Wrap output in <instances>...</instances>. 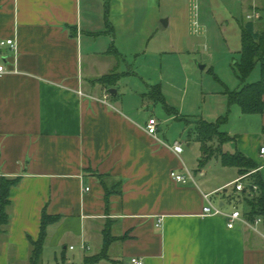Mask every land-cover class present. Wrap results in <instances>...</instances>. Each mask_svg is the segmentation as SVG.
<instances>
[{
	"label": "crops",
	"instance_id": "obj_1",
	"mask_svg": "<svg viewBox=\"0 0 264 264\" xmlns=\"http://www.w3.org/2000/svg\"><path fill=\"white\" fill-rule=\"evenodd\" d=\"M253 2L243 0L244 14L231 15L236 27L249 19ZM197 9V0H0V178H21L11 189L0 264H30L44 213L59 217L47 229L44 264H86L100 253L107 257L94 264H132V257L145 264H264V221L256 231L240 221L230 228L224 215H202L210 194L215 206L247 218L235 181L244 176L246 187L250 176L214 156L203 167L216 160L218 182L177 181L172 171H190L183 143L161 137L162 121L158 138L145 130L156 115L144 109L157 103L167 112L164 122L183 119L157 100L159 84L136 67L192 45ZM251 20L258 27L260 20ZM10 38L16 52L1 44ZM112 73L120 74L116 84L100 81ZM122 77L136 78L138 87L123 92ZM111 88L116 92L106 97ZM235 105L239 121L224 130L232 139L222 149L253 159L264 178V112ZM205 115L198 117L214 121ZM215 193L222 195L214 200Z\"/></svg>",
	"mask_w": 264,
	"mask_h": 264
},
{
	"label": "rangeland",
	"instance_id": "obj_2",
	"mask_svg": "<svg viewBox=\"0 0 264 264\" xmlns=\"http://www.w3.org/2000/svg\"><path fill=\"white\" fill-rule=\"evenodd\" d=\"M242 1L197 0L198 18L205 29L204 35L193 36V44L182 51L174 50L164 56L149 57L148 60L152 59L151 65L144 63L136 67L140 76L150 78L152 84H159L170 103L181 114L183 120L164 122L167 112L161 103L156 104V109L154 106L151 109H144L147 114L154 112L156 118L163 122V129L159 130L161 137L170 141L178 138L183 143L186 153L190 155L188 166L193 177L189 179L191 183H198L197 180L203 178L212 185L218 182L222 175L216 170L218 165L214 159L209 163L210 165L203 167L205 164H201L200 161L203 156L202 144L196 139L195 123L186 124L185 120L196 119L203 114L217 120L221 112L220 107L224 106L221 114H228V121L222 125L221 129L226 131L237 125L239 121L240 108L236 105L229 108L227 103L222 102L218 92L225 91L227 88L236 90L241 86V80L235 70V62L240 60L241 35L240 28L234 25L231 15L241 17L244 14ZM253 3V11L261 12L259 7H262L264 1L254 0ZM258 27H262V22L258 24ZM200 65H205V68L202 69ZM260 78L261 69L258 64L247 81L255 82ZM135 79L122 77L120 82L122 91L131 93L138 87V81ZM143 86L146 85L143 84ZM189 139L193 142L191 146L188 145ZM200 169L207 173L205 177L201 175ZM221 195V193H215L212 198L215 200Z\"/></svg>",
	"mask_w": 264,
	"mask_h": 264
},
{
	"label": "trees",
	"instance_id": "obj_3",
	"mask_svg": "<svg viewBox=\"0 0 264 264\" xmlns=\"http://www.w3.org/2000/svg\"><path fill=\"white\" fill-rule=\"evenodd\" d=\"M264 1V0H263ZM262 12L259 18L262 27H257V23L251 19H244L241 24V49L240 60L235 62L237 76L241 80V86L236 90L226 89L228 95V105L238 104L244 113L264 112V4L259 7ZM260 65L261 78L255 82H248L247 79L257 65ZM120 74L112 73L100 78L105 85L117 83ZM153 93L157 95V100L161 101L166 109L176 113V108L169 105L161 91L160 86L153 88ZM228 121V114L220 116L217 120L209 121L203 117H198L195 121V134L201 142L203 156L201 164H205L214 156H220L224 166L238 167L241 175L250 176V184L243 190L245 201V215L250 221L257 217H262L264 221V178L258 170L259 165L251 158L245 156L240 151H223L224 143L232 139L229 133L222 131L221 126ZM217 140V145L214 142ZM21 178H0V236L7 231L10 223L9 206L11 204V189L20 182ZM254 185L256 188H254ZM58 216L44 213L40 237L32 240V250L30 254V264H44L42 253L47 237V229L50 223L58 221ZM107 257L105 253L85 258L86 264H94Z\"/></svg>",
	"mask_w": 264,
	"mask_h": 264
},
{
	"label": "built area",
	"instance_id": "obj_4",
	"mask_svg": "<svg viewBox=\"0 0 264 264\" xmlns=\"http://www.w3.org/2000/svg\"><path fill=\"white\" fill-rule=\"evenodd\" d=\"M259 16H260V14L258 11H253V13L248 15V18L254 19V18H258ZM192 30L196 34H200L203 31V27H202V25L199 22L198 17H197V12H194V17L192 20ZM1 44L2 45L7 44V45L11 46V49H13L15 52L17 51L18 46H17V42L14 38L7 39V40L1 42ZM5 72H6L5 67L0 65V74H3ZM80 93H82V91H80ZM108 95H110V92L107 91L106 97ZM158 129H159V120L156 117H150L148 123L146 124L145 130L151 136L158 138ZM172 147L177 153H181L183 151L181 144H175ZM261 154H264V147L261 148ZM171 175L175 180L183 182V183H186L189 179L193 178L190 171H188V174H183V173H178L176 171H172ZM243 177L244 176H241L240 178H238L235 181V188L238 191H242L245 188L244 184L241 181ZM254 188H256L255 185H254ZM87 190H89V188H87ZM204 197H205L207 203L203 207V211H202L203 216L224 215L228 218V227H230V228H234L237 221H240L244 224L249 225L252 229H254L256 231L259 230L258 225L263 222L262 217H257L254 221H250L249 219L245 218L243 216L242 212L238 209H235L231 213H226L219 206H215L212 203V201L210 199V194H205ZM161 222H162V217L159 218L158 224L160 225ZM72 248H73V246H72ZM131 263L132 264H145V261L141 257H132Z\"/></svg>",
	"mask_w": 264,
	"mask_h": 264
},
{
	"label": "water",
	"instance_id": "obj_5",
	"mask_svg": "<svg viewBox=\"0 0 264 264\" xmlns=\"http://www.w3.org/2000/svg\"><path fill=\"white\" fill-rule=\"evenodd\" d=\"M200 67L203 69V68H205V65H200ZM115 92H116L115 88L110 89V93L114 94Z\"/></svg>",
	"mask_w": 264,
	"mask_h": 264
}]
</instances>
